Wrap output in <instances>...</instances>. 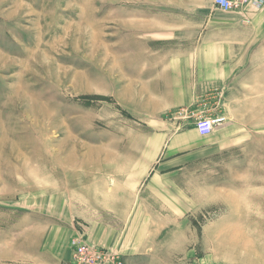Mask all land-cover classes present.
Returning <instances> with one entry per match:
<instances>
[{
	"label": "rangeland",
	"instance_id": "obj_1",
	"mask_svg": "<svg viewBox=\"0 0 264 264\" xmlns=\"http://www.w3.org/2000/svg\"><path fill=\"white\" fill-rule=\"evenodd\" d=\"M214 9L213 0H0V264L66 263L58 257L66 227L80 235L101 180L131 156L132 139L161 129L151 126L161 121L152 93L169 61L195 51L192 35L208 28ZM216 11L217 23L237 15ZM186 116L177 112L174 131ZM259 134L189 166L202 200L217 199L192 228L223 215L221 200L231 198L239 214L248 209L245 225L264 232L255 223L264 210ZM254 242L264 249V238Z\"/></svg>",
	"mask_w": 264,
	"mask_h": 264
},
{
	"label": "crops",
	"instance_id": "obj_2",
	"mask_svg": "<svg viewBox=\"0 0 264 264\" xmlns=\"http://www.w3.org/2000/svg\"><path fill=\"white\" fill-rule=\"evenodd\" d=\"M263 6L237 9V15L226 17L224 23L213 22L218 19L214 9L208 28L192 35V55L169 61L152 93L159 96L161 121L153 120L151 126L160 124L161 129L137 143L133 138L131 156L124 153L121 165L101 180L100 195H93L99 206L84 215L78 229L74 227L88 244L118 252L124 264H189L194 256L204 264H264V249L257 250L254 242V237L263 239L264 232L245 225L252 221L248 209L238 217L231 198L221 200L226 206L223 215L198 230L192 228L194 216L217 199L209 195L207 202L202 200L200 184L187 181L189 166L201 156L263 135ZM145 109L152 111V106ZM177 112L188 114L180 131L173 129L180 120ZM191 112L223 114L226 121L202 136ZM263 211L257 209L255 223L264 222ZM71 229L66 227L64 253L58 254L62 263L71 256Z\"/></svg>",
	"mask_w": 264,
	"mask_h": 264
},
{
	"label": "built area",
	"instance_id": "obj_3",
	"mask_svg": "<svg viewBox=\"0 0 264 264\" xmlns=\"http://www.w3.org/2000/svg\"><path fill=\"white\" fill-rule=\"evenodd\" d=\"M264 0H213L215 9L223 12H231L243 7L260 8ZM191 112L190 117L194 119V125L202 136L210 135L214 129L224 123L222 115H200ZM71 256L65 264H122L121 256L113 250L98 249L90 246L82 236L76 234L70 241ZM190 264H204L193 260Z\"/></svg>",
	"mask_w": 264,
	"mask_h": 264
}]
</instances>
